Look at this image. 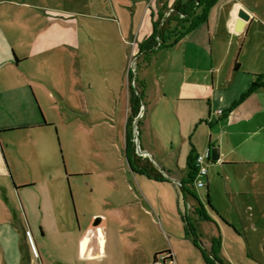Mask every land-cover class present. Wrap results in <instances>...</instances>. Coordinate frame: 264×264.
<instances>
[{
  "label": "crops",
  "instance_id": "obj_1",
  "mask_svg": "<svg viewBox=\"0 0 264 264\" xmlns=\"http://www.w3.org/2000/svg\"><path fill=\"white\" fill-rule=\"evenodd\" d=\"M155 1L118 0L113 4V19L107 22L114 40L124 50L120 58L123 69L153 33L158 17L165 16L175 3ZM62 3L43 6L36 0H0V136L51 126L35 101L29 81L36 58L33 52L38 49L42 50L41 62L47 66V73L53 79L54 74L61 75L62 81L65 77L72 44L70 28L77 32L81 25L68 21L69 11L59 5ZM45 13L48 14L44 16ZM189 41L199 45L198 50L177 52L180 45ZM207 41L212 56L216 55L215 62L222 55L228 57L225 71L217 68L215 72V62L205 60ZM132 42L133 48L125 51ZM71 56L75 62L69 71L76 73L78 57ZM166 58L167 67L162 63ZM54 62L58 67H54ZM137 74L145 86L147 108L141 135V150L147 158L142 159L148 160L164 179L157 181L141 173V178L134 181L138 189L124 213L129 227L113 228V236L125 237L127 241L124 258L119 263L114 260L118 245L113 239V264H152L156 256L165 253H170L176 264H207L202 250L211 253L217 240L221 264H264V88L240 101L256 76H264V0H218L206 23L171 50H159L150 61L142 58ZM125 85L126 140L131 104L129 85ZM221 91L226 95L221 96L223 101L219 103L214 95ZM213 145L219 147L220 160L209 165L206 178V199L211 209L197 206L196 200L183 194L181 187L186 179L189 181L190 159L194 166L197 155L205 154ZM48 147L52 160L55 152L50 139ZM52 167L56 171L54 179L60 182L58 164L54 162ZM235 167L237 180L233 186L243 193H236L237 198H233L239 215L234 222L211 200L210 182L213 168L228 171ZM33 184V180L23 179L15 165L8 167L0 144V264H46L35 247L36 232L27 220L25 205L19 201V207L15 201ZM227 187L230 189V185ZM187 202L193 205L190 213L185 211ZM251 204L260 215H248V221L241 214L247 215ZM128 207L140 208L143 218ZM55 212L57 217L60 211L52 214ZM189 222L195 227L196 242ZM56 223L57 232L63 237L68 233L80 235V230L75 233L66 224ZM92 231L88 228L79 239L75 250L77 264L106 258L105 238Z\"/></svg>",
  "mask_w": 264,
  "mask_h": 264
},
{
  "label": "rangeland",
  "instance_id": "obj_2",
  "mask_svg": "<svg viewBox=\"0 0 264 264\" xmlns=\"http://www.w3.org/2000/svg\"><path fill=\"white\" fill-rule=\"evenodd\" d=\"M117 1L36 0L43 6L63 2L59 5L69 11L68 21L81 25L77 24L80 26L77 32L73 27L70 28L72 44L63 81L61 75L58 77V74H54L53 79L47 73V66L41 62L42 50L33 52L36 58L32 64L33 76L29 81V87L45 120L51 121V126L45 129L15 130L1 133L0 136V144L8 167L11 169V165H15L23 179L34 181L32 187L25 189L16 197L17 200H14L18 201L17 204L21 201L25 205L27 220H30L36 232L35 247L40 251L41 259L46 264L67 262L77 264L75 250L79 239L86 234L88 228L94 230L93 235H99L101 239L105 238L106 258L102 257L103 259L85 264H113V239L118 245V253L114 260L119 263L120 259L124 258L127 241L125 237L113 236V228L129 227L128 218L124 216L128 206L126 204L133 198L136 188L138 189L134 181L141 178L136 166L129 163L128 159H132V153L126 152V124L123 121L125 113L123 97L126 92L124 84L129 85V73H132L133 79L139 75L137 73L142 58H139L138 51L123 69L120 58L124 50L120 49V43L114 40L113 30L107 22L108 19H113V4ZM151 1L153 3L155 0ZM175 1L172 0V4ZM47 14L45 13L44 16ZM135 18H138V13ZM185 42L178 47L177 52H182L184 49L187 52L198 50L199 45H194V41L186 44ZM134 43H130L128 50L125 51H130ZM208 45L211 47L209 41L205 42V60L209 63L215 62L216 55L212 56L213 50L211 51ZM71 54H76L78 57L76 73L69 71L75 62ZM227 60L228 57L222 55L212 66L215 72L217 68L221 72L225 71ZM162 63L167 67L169 59L166 58ZM54 67H58L55 62ZM133 83L135 84L134 81ZM222 95L225 96L226 93L221 91L214 95L217 102L223 101ZM146 113L147 108L141 106L130 125L135 151L138 145L141 149L144 148L141 135ZM137 118L138 122H136ZM49 139L55 152L52 160L48 152ZM203 154L204 152L199 153V155ZM142 158L147 157L142 156ZM219 160L215 163L209 161V165H215ZM54 162L58 164L59 174L62 176L60 182L54 179L53 173L56 172L52 167ZM236 168H229L228 171H218L213 168L214 176L211 177L210 182L212 185L210 197H213L211 200L234 222L239 215L235 212L236 204L233 198H237L236 193H243L241 190L236 191L233 186L234 181L237 180ZM30 175L31 177H28ZM229 181L231 183H228ZM227 183L231 190L227 187ZM185 187L189 195L196 200L197 206L207 205L206 187L198 189L187 179ZM18 205L20 207V203ZM251 207L247 215L241 214L243 218H249L248 221L251 220L248 215H256L255 217L260 215L252 204ZM128 208L138 218H143L140 208ZM56 210L60 211L57 217L56 212L52 214ZM230 214L235 215V218H230ZM56 222H62L67 228H73L75 233L80 230V235L76 237L68 233L66 238L63 237L57 232ZM250 223L251 221L247 222ZM43 232L46 234L43 235Z\"/></svg>",
  "mask_w": 264,
  "mask_h": 264
},
{
  "label": "trees",
  "instance_id": "obj_3",
  "mask_svg": "<svg viewBox=\"0 0 264 264\" xmlns=\"http://www.w3.org/2000/svg\"><path fill=\"white\" fill-rule=\"evenodd\" d=\"M218 0H176L171 9L173 10L169 17L164 18L160 15L154 23L153 33L147 38L139 49V58H143L145 61H150L153 55L159 50H171L180 41L186 38L190 33L197 29L200 25L208 21L209 12L211 8L217 3ZM239 64L235 67L238 68ZM129 90H130V104L131 115L128 120L127 133H126V152L132 153V159H128L130 165H135L139 173L146 174L148 177L162 181L163 175L158 172L148 160H143L138 156L135 151V144L132 141L130 125L135 116L140 111L142 102L145 99V86L136 77L133 79L132 73H129ZM133 81L136 86H133ZM258 88H264V76L257 75L253 81L249 90L241 97L244 100L248 95ZM145 106V102H144ZM140 123V122H139ZM193 160L190 159V176L189 183L193 182L194 174L196 171L195 165L193 166ZM183 194H189L185 185L182 184ZM200 216L206 218V215L200 212ZM189 226L194 240L196 242L195 227L189 222ZM220 248V241H214V246L211 251L213 258L207 255L205 250H202L207 264H216L214 259L217 258V252ZM220 262V261H219Z\"/></svg>",
  "mask_w": 264,
  "mask_h": 264
},
{
  "label": "built area",
  "instance_id": "obj_4",
  "mask_svg": "<svg viewBox=\"0 0 264 264\" xmlns=\"http://www.w3.org/2000/svg\"><path fill=\"white\" fill-rule=\"evenodd\" d=\"M170 14V12L167 13V16ZM133 86L135 85L132 83ZM138 153V150L136 151ZM209 150L203 154V155H197L195 158V174L193 183L196 185V188L201 189L205 188L207 186V183L205 179L208 177V169H209ZM193 205L189 202L185 204V211L190 213L193 211ZM27 237L30 240L31 236L27 232ZM152 264H176V261L174 260L173 256L170 253L161 254L155 257Z\"/></svg>",
  "mask_w": 264,
  "mask_h": 264
},
{
  "label": "water",
  "instance_id": "obj_5",
  "mask_svg": "<svg viewBox=\"0 0 264 264\" xmlns=\"http://www.w3.org/2000/svg\"><path fill=\"white\" fill-rule=\"evenodd\" d=\"M142 106H144V102H142ZM140 117V116H139ZM138 117V118H139ZM138 118L136 119V122H138ZM137 124V123H136ZM135 124V125H136ZM135 130H137V125L135 126ZM134 130V131H135ZM137 150H138V155L140 156V157H142V156H144V157H146V153L143 151V150H141V148H140V146L138 145L137 146ZM209 157H210V159H211V161H213V162H217L219 159H220V154H219V147H217V146H213V147H211L210 149H209ZM211 258H213V256L211 255V253H209V252H206ZM214 261H215V263L216 264H221L219 261H217L216 259H214Z\"/></svg>",
  "mask_w": 264,
  "mask_h": 264
},
{
  "label": "flooded vegetation",
  "instance_id": "obj_6",
  "mask_svg": "<svg viewBox=\"0 0 264 264\" xmlns=\"http://www.w3.org/2000/svg\"><path fill=\"white\" fill-rule=\"evenodd\" d=\"M172 11H173V10H172V9H170L168 12H170V14H171V12H172ZM168 12H167V13H168ZM170 14H169V15H170ZM169 15L167 16V14H166V15L164 16V18H167V17H169ZM30 236H31V235H30ZM31 240H32V237H31Z\"/></svg>",
  "mask_w": 264,
  "mask_h": 264
}]
</instances>
